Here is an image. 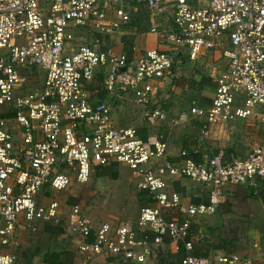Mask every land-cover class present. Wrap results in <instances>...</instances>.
Returning <instances> with one entry per match:
<instances>
[{
	"label": "built area",
	"instance_id": "built-area-1",
	"mask_svg": "<svg viewBox=\"0 0 264 264\" xmlns=\"http://www.w3.org/2000/svg\"><path fill=\"white\" fill-rule=\"evenodd\" d=\"M143 1L152 15L151 33L164 39L173 53L148 50L129 63L124 54L103 50L101 39L132 22L126 0H0V264H19L11 252L18 247L16 233L22 226L35 232L38 223H67L71 234L83 237L82 264L105 254L139 264L147 261L149 243L137 240L131 225L113 228L106 223L95 229L80 206L63 219L57 201L40 205L39 196L47 188L64 191L73 177L89 183L95 165L117 163L133 170L137 188L156 204L142 208L138 226L155 233V245L168 237L184 242L188 251L193 249L195 220L217 212L227 185H249L257 178L264 183V147L231 163L223 162L222 152L205 164L184 153L177 163L168 159L167 137L160 131L162 125L180 126L193 118L204 122V136L251 118L264 131V0H209L203 7L192 0ZM111 12L114 20L109 19ZM161 24L173 27L163 30ZM206 52H218L224 66L213 76L212 106L194 103L189 113L172 118L157 107L155 83L177 78L178 54L196 62ZM100 70L105 90L123 89L143 109L152 128L148 140L134 128H117L111 105L93 101L87 84ZM39 75H45L42 86ZM32 78L39 85L26 92ZM11 110L14 118L7 119ZM168 177L204 186L209 203L184 209ZM169 209L183 211L185 219H167ZM182 264L251 261L237 254L217 259L188 255Z\"/></svg>",
	"mask_w": 264,
	"mask_h": 264
},
{
	"label": "crops",
	"instance_id": "crops-1",
	"mask_svg": "<svg viewBox=\"0 0 264 264\" xmlns=\"http://www.w3.org/2000/svg\"><path fill=\"white\" fill-rule=\"evenodd\" d=\"M208 1L198 0L197 6H206ZM109 19L114 20L115 14L110 13ZM171 25L161 24L163 30L172 28ZM126 28L127 26H123L122 30ZM118 32L108 37H101L103 50L111 48L115 53L123 54L122 37L125 32L121 31V34ZM148 50L173 53L165 40L154 33H149L135 44V55L143 54ZM223 70L224 66L218 52H206L196 62L190 61L187 55L178 54L174 65V74L177 78L173 77L165 84L155 83L158 89L155 96L157 107H164L172 118H177L182 113H189L194 103L204 108L211 107L216 89L213 76ZM104 76V71L100 70L95 80L87 84V89L92 92L93 101L111 105L117 128H134L141 139L145 137L148 140L152 136V128L144 117L143 109L138 107L134 103V98L125 91L105 90ZM205 80H210V84H203ZM190 82L195 83V88ZM43 83L44 81L41 80V86ZM38 85L35 78L29 80V89L37 88ZM203 125V121L194 118L180 126L162 125L160 131L167 137V155L170 161L178 163L180 157L187 153L189 157L205 164L210 158L222 152L223 162L231 163L247 159L256 147H264V131L256 119H240L230 123L226 129L214 128L208 136L203 134ZM116 164L105 167L95 165L92 178L87 184H80L73 177L74 185L70 192H75L72 196L74 202L60 204L63 219L74 206H80L93 220L95 229L106 223L111 224L113 228L120 224L131 225L136 233V239L149 243L151 254L143 264H182L188 255L217 259L219 256L231 254L249 258L251 264L264 262V183L261 179L257 178L249 185H227L224 188V199L217 212L195 220L191 229V234L195 238L193 249L188 251L184 242H173L168 237L164 238L160 245H155V233L138 226L137 221L142 208L154 207L156 204L149 195L142 198L141 191L137 188L135 173L131 175L130 181H135L134 185L140 192L132 186L133 182L132 184L124 182L120 172L114 167ZM168 182L170 189L179 193L184 209L192 205L208 204L210 201V192L204 186L189 179L168 177ZM49 191L47 188L40 194V205L49 206L52 201H56L46 200ZM164 215L167 219L181 221L185 219L184 212L179 209L166 210ZM22 222L25 224L24 219ZM64 224L59 226L64 234H61L56 241L51 240L50 235L47 234L46 224L38 223L35 232L25 226L19 228L16 233L18 247L11 250L18 255L19 264H25L19 253L21 249L55 250L58 243L74 253L73 264H82L84 258L79 253V249L84 238L75 237L69 231L68 224ZM35 236L38 239L31 241ZM137 252L140 250L138 249ZM88 262L139 264L133 260L124 261L107 254L94 257ZM30 264L46 263L40 257H35Z\"/></svg>",
	"mask_w": 264,
	"mask_h": 264
},
{
	"label": "rangeland",
	"instance_id": "rangeland-1",
	"mask_svg": "<svg viewBox=\"0 0 264 264\" xmlns=\"http://www.w3.org/2000/svg\"><path fill=\"white\" fill-rule=\"evenodd\" d=\"M126 1H127V3H129V6H130L131 10L133 11V14H134L133 15V22H131L129 25H127V27L131 26L130 29H123V30L121 29V31H124V32L129 31V33H133L134 36L136 37V41H135V44H136V42L139 39H142V38H144V36L151 33L152 15H151V12L145 6L143 0H126ZM198 4H199L198 0L193 1L194 6H197ZM111 14H114V13L111 12ZM121 31H119L118 33L121 34L122 33ZM185 70L188 71V69H185ZM38 78H40L43 82L45 79V75H39ZM30 90H32V89H29V86H28V88H26V92H29ZM120 90L122 91L123 89H120ZM11 108H12L11 105L5 106L4 108L1 109V112L5 111V110H9ZM13 118H14V111L11 110V112L9 114H7V119H13ZM114 167H116L117 171L120 172L122 179H124V182L127 184H132V182H133L132 186L137 190L136 185H134L135 181H130V179H132L131 175L134 174V171L131 170L128 166H126L124 164H116ZM73 185H74V183H72L64 191L50 190L46 200L47 201L56 200L61 205L62 204H71L72 202H74V198H72V196L75 195V192H70V189L73 187ZM137 191H139V190H137ZM140 194H141L142 198L144 196L148 195L145 192L144 193L141 192ZM137 216H138V214H137ZM22 223H24V222H22ZM36 239H38V238H36V236H35L32 238L31 241H35ZM37 241H39V240H37Z\"/></svg>",
	"mask_w": 264,
	"mask_h": 264
},
{
	"label": "trees",
	"instance_id": "trees-1",
	"mask_svg": "<svg viewBox=\"0 0 264 264\" xmlns=\"http://www.w3.org/2000/svg\"><path fill=\"white\" fill-rule=\"evenodd\" d=\"M131 26L126 29H130ZM124 51L123 54L127 57L129 63H132L135 58V41L136 37L133 33L125 32L123 34ZM107 40V39H106ZM107 42V41H106ZM203 84H210V80H205ZM193 88H195V83L190 82ZM146 140L145 137H142ZM197 163H199L195 158H193ZM62 225H65L64 223ZM55 226V227H54ZM59 226L46 224V232L50 235L51 240L56 241L61 234H64L63 229ZM24 263H31L35 257H40L42 261L46 264H73L74 263V253L68 249H64L60 243H58L55 250H43L41 248L37 250L21 249L19 251ZM22 260V259H21Z\"/></svg>",
	"mask_w": 264,
	"mask_h": 264
}]
</instances>
